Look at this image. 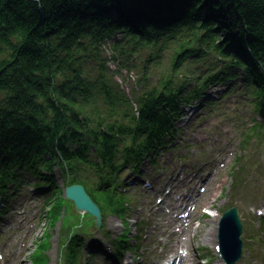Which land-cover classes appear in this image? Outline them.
I'll list each match as a JSON object with an SVG mask.
<instances>
[{
  "label": "trees",
  "instance_id": "1",
  "mask_svg": "<svg viewBox=\"0 0 264 264\" xmlns=\"http://www.w3.org/2000/svg\"><path fill=\"white\" fill-rule=\"evenodd\" d=\"M143 19L168 24H138ZM162 31L167 32L156 37ZM184 32V48L196 39L204 44L217 38L216 48L226 44L245 58L249 51L264 60V0H0V94L7 97L0 103V162L53 144L76 146L78 138L86 142L84 152L92 146L104 153L119 134L105 119L118 113L124 100L106 84L102 45L123 33L134 51ZM90 60L98 64L94 77L84 71ZM162 103L152 94L140 101L142 127L167 118ZM60 149L65 157H82Z\"/></svg>",
  "mask_w": 264,
  "mask_h": 264
},
{
  "label": "rangeland",
  "instance_id": "2",
  "mask_svg": "<svg viewBox=\"0 0 264 264\" xmlns=\"http://www.w3.org/2000/svg\"><path fill=\"white\" fill-rule=\"evenodd\" d=\"M139 53H140L139 55L132 56V60H134L136 62L135 64L137 65V68H136L137 78L141 80V78H142L141 74H143L141 71L143 70V66H145L144 72L146 69H148V67H150L149 74H148V78H149L148 82L150 85H153L155 82H157L158 78L160 76L163 77V74H165L167 72L168 68H171V60H172V55L174 53L173 48H169L167 50L165 49V50L161 51L160 54L158 53L159 54L158 59H155V56L152 55V58L155 60H153L149 63L146 62V60L149 59V56L151 58V54L153 52L152 51L149 52L148 50H144V51H140ZM155 61H157L158 63H155ZM193 67H194V65H192V64L188 65V68H190V69H193ZM141 82L144 84L143 80H141ZM181 127H183V128L185 127L184 122H182ZM121 228H122L121 224L119 226V224L117 223V227L115 230L116 235L121 234V232H122ZM131 233L133 234L132 228H131ZM56 250H57V241H56V239H54L52 242L51 252L49 253L52 263L54 261Z\"/></svg>",
  "mask_w": 264,
  "mask_h": 264
},
{
  "label": "bare ground",
  "instance_id": "3",
  "mask_svg": "<svg viewBox=\"0 0 264 264\" xmlns=\"http://www.w3.org/2000/svg\"><path fill=\"white\" fill-rule=\"evenodd\" d=\"M210 230H212V229H210ZM212 234H213V233H211L210 231H208L207 234H205V236H207V237H211Z\"/></svg>",
  "mask_w": 264,
  "mask_h": 264
},
{
  "label": "water",
  "instance_id": "4",
  "mask_svg": "<svg viewBox=\"0 0 264 264\" xmlns=\"http://www.w3.org/2000/svg\"><path fill=\"white\" fill-rule=\"evenodd\" d=\"M27 1L39 2V1H42V0H27Z\"/></svg>",
  "mask_w": 264,
  "mask_h": 264
}]
</instances>
